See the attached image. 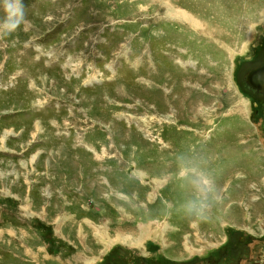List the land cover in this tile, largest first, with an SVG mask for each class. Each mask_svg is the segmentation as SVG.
Instances as JSON below:
<instances>
[{
    "label": "rangeland",
    "instance_id": "1",
    "mask_svg": "<svg viewBox=\"0 0 264 264\" xmlns=\"http://www.w3.org/2000/svg\"><path fill=\"white\" fill-rule=\"evenodd\" d=\"M22 3L0 33V264H204L261 232L241 73L264 0Z\"/></svg>",
    "mask_w": 264,
    "mask_h": 264
},
{
    "label": "flooded vegetation",
    "instance_id": "2",
    "mask_svg": "<svg viewBox=\"0 0 264 264\" xmlns=\"http://www.w3.org/2000/svg\"><path fill=\"white\" fill-rule=\"evenodd\" d=\"M260 58V61L242 71L241 83L257 98L249 121L258 139L264 141V50ZM227 246L218 247V254L221 257L226 255L224 261H220L217 256H209L204 264H264V227L259 233L236 235Z\"/></svg>",
    "mask_w": 264,
    "mask_h": 264
},
{
    "label": "clouds",
    "instance_id": "3",
    "mask_svg": "<svg viewBox=\"0 0 264 264\" xmlns=\"http://www.w3.org/2000/svg\"><path fill=\"white\" fill-rule=\"evenodd\" d=\"M4 11L3 19L0 20V33L11 35L21 24L25 22V10L22 0H2ZM205 184L208 181H204Z\"/></svg>",
    "mask_w": 264,
    "mask_h": 264
},
{
    "label": "crops",
    "instance_id": "4",
    "mask_svg": "<svg viewBox=\"0 0 264 264\" xmlns=\"http://www.w3.org/2000/svg\"><path fill=\"white\" fill-rule=\"evenodd\" d=\"M100 239L102 240V239H103V237H100Z\"/></svg>",
    "mask_w": 264,
    "mask_h": 264
},
{
    "label": "bare ground",
    "instance_id": "5",
    "mask_svg": "<svg viewBox=\"0 0 264 264\" xmlns=\"http://www.w3.org/2000/svg\"><path fill=\"white\" fill-rule=\"evenodd\" d=\"M184 16V15H183ZM186 16V15H185ZM180 17V16H179ZM184 18H186V17H184Z\"/></svg>",
    "mask_w": 264,
    "mask_h": 264
}]
</instances>
